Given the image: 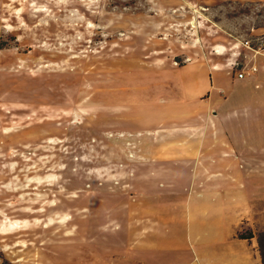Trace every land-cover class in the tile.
<instances>
[{
    "label": "rangeland",
    "instance_id": "obj_1",
    "mask_svg": "<svg viewBox=\"0 0 264 264\" xmlns=\"http://www.w3.org/2000/svg\"><path fill=\"white\" fill-rule=\"evenodd\" d=\"M245 41L264 52V0H0V264H74L91 200L135 196L167 73L231 68ZM253 227L258 250L264 202Z\"/></svg>",
    "mask_w": 264,
    "mask_h": 264
},
{
    "label": "crops",
    "instance_id": "obj_2",
    "mask_svg": "<svg viewBox=\"0 0 264 264\" xmlns=\"http://www.w3.org/2000/svg\"><path fill=\"white\" fill-rule=\"evenodd\" d=\"M246 50L231 68L167 73L169 103L155 98L154 126L138 144L135 196L91 200L102 213L88 243L74 247V264H259L264 52ZM244 67L258 71L237 78ZM243 226L252 241L237 238Z\"/></svg>",
    "mask_w": 264,
    "mask_h": 264
},
{
    "label": "trees",
    "instance_id": "obj_3",
    "mask_svg": "<svg viewBox=\"0 0 264 264\" xmlns=\"http://www.w3.org/2000/svg\"><path fill=\"white\" fill-rule=\"evenodd\" d=\"M237 238L241 240H247L252 241L255 238V235L253 231L250 229L246 233H241V231H238ZM258 242V251L261 258V263L264 264V232H261L257 238Z\"/></svg>",
    "mask_w": 264,
    "mask_h": 264
},
{
    "label": "built area",
    "instance_id": "obj_4",
    "mask_svg": "<svg viewBox=\"0 0 264 264\" xmlns=\"http://www.w3.org/2000/svg\"><path fill=\"white\" fill-rule=\"evenodd\" d=\"M244 47L247 49H252L254 51L257 52V50L253 49L250 45L249 41H245L243 43ZM257 68L256 67H251L249 69H246L245 67L241 69V71L237 72V78L243 79L246 78L247 76H250L252 74H255L257 72Z\"/></svg>",
    "mask_w": 264,
    "mask_h": 264
}]
</instances>
